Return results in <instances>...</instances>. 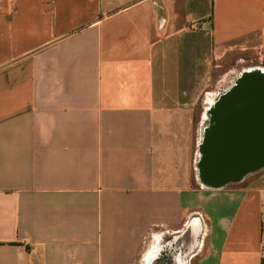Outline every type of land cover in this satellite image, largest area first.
Listing matches in <instances>:
<instances>
[{
    "label": "crops",
    "instance_id": "0c3cea01",
    "mask_svg": "<svg viewBox=\"0 0 264 264\" xmlns=\"http://www.w3.org/2000/svg\"><path fill=\"white\" fill-rule=\"evenodd\" d=\"M263 53L264 0H0V264H264V165L203 173Z\"/></svg>",
    "mask_w": 264,
    "mask_h": 264
},
{
    "label": "water",
    "instance_id": "95a60500",
    "mask_svg": "<svg viewBox=\"0 0 264 264\" xmlns=\"http://www.w3.org/2000/svg\"><path fill=\"white\" fill-rule=\"evenodd\" d=\"M255 77L253 73H245L236 83L238 85L219 100L221 107L216 114L221 126L218 131L214 127L203 146V173L213 182L244 172V154L234 149L255 139L260 128H264V82ZM259 101L263 105L260 106Z\"/></svg>",
    "mask_w": 264,
    "mask_h": 264
},
{
    "label": "flooded vegetation",
    "instance_id": "af4514ba",
    "mask_svg": "<svg viewBox=\"0 0 264 264\" xmlns=\"http://www.w3.org/2000/svg\"><path fill=\"white\" fill-rule=\"evenodd\" d=\"M250 66L251 67L240 70L239 75L235 78L234 85L237 86L238 84L236 83L240 80V78L243 77L245 73H248V72L255 74L256 76L255 79L264 82V58L262 59L261 64L254 65V66L250 65ZM259 103H260V106L263 105L262 102L259 101ZM255 106L260 107L259 105H256V104ZM220 107H221V104H215L211 108V111L209 113V122L207 125V134H206L207 137L211 133V131H213V129L216 128V130L218 131V129L221 126V122L218 119V116L216 114V110ZM234 150L235 152L244 154L242 158V160L245 161L242 165L244 172L251 170V169H257V168L262 167L264 165V128L263 130L262 128H260V131L257 134L255 139L253 138L252 141L247 140L246 143L240 144Z\"/></svg>",
    "mask_w": 264,
    "mask_h": 264
},
{
    "label": "rangeland",
    "instance_id": "374dc122",
    "mask_svg": "<svg viewBox=\"0 0 264 264\" xmlns=\"http://www.w3.org/2000/svg\"><path fill=\"white\" fill-rule=\"evenodd\" d=\"M264 54V53H263ZM263 54L260 56L261 59L258 58V56L252 55H245L241 56V58H238L237 60H234L233 62H230L229 64L222 65L221 67L217 68L216 75L219 78V80H223L224 84H230L231 81H235L233 79L237 76V71H234L233 69H237L242 66H254L261 64L262 59L264 58ZM240 57V56H239Z\"/></svg>",
    "mask_w": 264,
    "mask_h": 264
}]
</instances>
